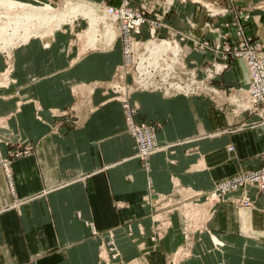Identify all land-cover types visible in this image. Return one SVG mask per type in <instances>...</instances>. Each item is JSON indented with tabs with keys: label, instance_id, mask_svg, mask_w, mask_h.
Wrapping results in <instances>:
<instances>
[{
	"label": "crops",
	"instance_id": "0c3cea01",
	"mask_svg": "<svg viewBox=\"0 0 264 264\" xmlns=\"http://www.w3.org/2000/svg\"><path fill=\"white\" fill-rule=\"evenodd\" d=\"M233 1L245 6L256 0ZM175 8L166 21L184 30V18L192 17L195 7ZM66 27L17 44L10 52L16 82L9 87L13 80L8 77L7 84L0 83V134L19 139L28 149L12 160L10 178L0 167V264H105L98 250L108 233L120 252L118 260L138 257L137 243L143 241L149 249L146 263L166 264L165 255L182 241L179 216H171V229L151 247L148 188L162 195L176 188L179 194L182 188L208 190L238 170L258 168L264 124H255L254 114L218 109L205 96L134 92L135 119L158 123V143L172 144L152 154L145 170L134 156L120 103L90 84L113 76L121 60L119 42L109 50L82 52ZM245 30L264 42V10H251ZM188 55L198 63L205 57L192 50ZM247 81L240 59L215 80L225 86H246ZM76 87L81 98L74 94ZM14 88L18 95H7ZM70 107L83 115L77 127L51 112ZM14 148L0 143L3 155ZM246 193L252 206L235 204L239 191L217 204L182 264H264V190L249 186Z\"/></svg>",
	"mask_w": 264,
	"mask_h": 264
},
{
	"label": "built area",
	"instance_id": "2783aa9c",
	"mask_svg": "<svg viewBox=\"0 0 264 264\" xmlns=\"http://www.w3.org/2000/svg\"><path fill=\"white\" fill-rule=\"evenodd\" d=\"M169 1V3H173L174 0ZM145 7L147 8L145 9ZM228 10L223 9V14H226ZM94 11L101 31L106 27L105 22H110L112 26L116 25L119 28L121 34L123 33L125 41L123 58L119 64L121 70L118 73L115 72L112 82L109 83L111 89L125 91L126 86H129L135 90L159 91L173 96L180 94L187 97L205 96L217 107L226 105L239 113L254 114L257 116L255 124H264V42L246 33L242 22H233L231 23L233 25L226 22L224 24L226 31L220 37L218 35L216 39L193 40L194 50L208 55L205 66L200 68V66H190L187 63L186 52L182 45L184 36L176 40H166L157 34L156 28L162 26L163 18L168 10L164 9L159 16L155 2L147 6L146 3L143 4L139 0L134 6L129 0H123L118 7L100 3ZM104 11H106L105 15ZM145 11H147V15H145ZM244 14L246 17L241 16L243 20L248 18V14ZM82 18L84 17L82 16ZM212 27V30L218 31V27ZM144 31H146L145 36H143ZM217 34L219 33L217 32ZM131 57L134 58L135 67L133 75L131 74V82L127 83L126 77L130 74L127 73V69L123 70V66L130 62ZM236 59L242 60L246 65L249 76L247 85L225 86L212 83ZM9 68H11L10 64L7 63L5 70L8 71L5 73L11 70ZM3 79L5 80V78ZM92 84L99 86L104 85L105 82L98 80ZM232 96L238 97L237 101L232 102ZM224 99L228 100L227 103L224 102ZM118 100L125 116L127 130L135 141L134 156L139 159L144 168H147L149 157L153 152L162 149V147L166 149L172 144L158 143L156 124L135 119L137 107L128 102L130 99L122 95ZM5 143L9 144L8 141ZM228 149L231 150L232 146H229ZM21 151L14 150L8 155H3L0 150V167L5 170L8 178H10L9 167L12 160L28 153L27 148ZM261 160L262 163L258 168L246 171L238 170L227 178L217 180L208 190H190L194 194L188 196L186 192L188 188H182L183 193L179 194L178 202L187 203L184 207H194L196 213H199L205 207V203L214 201V204H219L227 198L229 193L239 191L234 199L235 204L240 207L252 206L253 201L247 195L246 188L255 186L259 191L264 190V152L261 154ZM178 190L179 188H176V191ZM151 195L159 198L156 202H153L152 199L149 200L154 203L152 206L164 203L160 199L166 200L170 196ZM171 200L168 199L167 203ZM164 205L163 208L170 207ZM215 206L213 205L211 208L212 213L215 211ZM152 214V216L158 215L154 210ZM159 214L162 218H167L166 211Z\"/></svg>",
	"mask_w": 264,
	"mask_h": 264
},
{
	"label": "rangeland",
	"instance_id": "374dc122",
	"mask_svg": "<svg viewBox=\"0 0 264 264\" xmlns=\"http://www.w3.org/2000/svg\"><path fill=\"white\" fill-rule=\"evenodd\" d=\"M9 1H10L9 4L4 7L5 11H1L0 14L6 15V12L11 14L12 17L8 18V19L11 20L12 23H13V19H15V16H19V18H17L16 22L14 20L15 27L11 23V21H9L8 19L6 20V22L9 21V23L15 29H17V27H18L17 31L14 30L13 28H11L10 24H7L10 26V28H9V26L5 27V24L3 25L4 27L0 26L1 28H7L6 32L8 31L6 34H5V29H2L3 30L2 33H1L2 30L0 31V33H1L0 46L5 45L3 47L9 48L7 50L9 52L8 57H11L10 51L17 44H19L20 41L25 42L31 36H34V37H41L44 35L48 36L49 34L53 33L55 30L62 29L63 27L67 26V27H70L71 30L73 31L71 43L73 44L74 47L78 46L79 48H82V49H80V51H82V52L96 50V48H100L103 50L104 49L109 50V49H112L114 44H116L115 42L118 41L119 45H120V51H121V60H120L119 64L121 63L122 58H123L122 55H123V52L125 50V41H124L123 33L121 34V32L119 31V28L116 25L113 26L114 28H116V31H117V32L114 31L115 35H116V40L113 41L112 45L109 43H108V45H105L104 42L106 40L105 41L101 40L100 42H96V44L94 46L89 47L87 45L85 46V43H86L85 38L90 37L88 34L89 32L88 33L85 32L86 28L89 27V20L87 18L83 19L82 16H79L77 19H73V20L71 18H67V19L65 18L63 20L62 19L63 15H59L60 20L62 22L60 21L58 24L55 25V27L49 28L48 31H44L45 29H43V31L39 30L40 35L36 32V30L38 28L36 26L35 19L37 18L38 14L40 13L39 12L40 10L33 11V6L43 7V4L52 3V4L56 5L55 10H58V12H59L63 6L65 0H63V1L62 0H9ZM66 1H68V0H66ZM72 1H74V0H72ZM138 1L139 0H129V2L134 6L136 5V3ZM95 2H97V1H95ZM122 2H123V0H121V2L117 5H112L111 3H108L105 1H100V3H102L104 5L108 4L107 6H113V7H118ZM154 2H155L156 10L159 12V16H161L164 9L168 10V12L165 14V16L163 18L162 26L156 28L157 34L159 36H161L162 38H165L166 40H171V39L176 40V39H179V37H181L183 35L184 36V40H183L184 42L182 43V45H183L184 51L186 52L187 63L190 66H194V65L200 66V68L205 66L207 57H206V54L203 53V55L205 57H204L203 62H201V63H198L196 60L189 58L188 54H189V51H191V50L193 52L202 54V53L194 50L193 40H200V39H205V38L216 39L218 37V35L220 37V35H222L226 31V28L224 25V24H226V22H229L231 24L233 22L240 21V22H242L243 28L245 29L246 23L250 18L251 10H264V0H256L252 3H248L245 6L237 5L233 0H174L173 3H169L170 2L169 0H141V3H143V4L146 3L147 6H149L151 3H154ZM187 3L194 5L195 13L192 17L187 16L184 18L186 25H187L186 29L176 30L171 25H169L166 20L172 13L175 12V9H176L175 5L187 4ZM24 4H26V5H24ZM146 8L147 7H145V9ZM223 9L224 10L229 9V10H228V12H226V14H223ZM22 13H28V14H25L22 17ZM241 13H243V14L241 15ZM244 13L248 14V18L243 20V18L245 16ZM33 14H36V15H33ZM43 14H45V12H43ZM147 14H148L147 11H145V15H147ZM241 16H243V18ZM41 17H44V16H41ZM240 17H241V19H240ZM2 21H3V19L0 20V25H1ZM86 21H88V22H86ZM22 22H24L26 24L23 25ZM21 25H23V26H21ZM231 25H233V24H231ZM212 26H214V28L218 27L217 32L219 34H217L216 31L212 30V28H213ZM21 27H23V28H21ZM99 27H98V30L101 31V27L100 28ZM12 30L14 32V36H12V34H10L12 32ZM111 32H113V31H111ZM17 33H19L18 34L19 36L17 35ZM2 34H4V35H2ZM100 34H101V37H103V34L102 33H100ZM100 34H99V36H100ZM145 34H146V31H144L143 36H145ZM8 35L9 36L11 35V38H10L11 43L6 42L9 40ZM16 35H17V38H16ZM3 36H4V38H3ZM12 37L13 38L15 37V38L13 39ZM251 37H253V36H251ZM78 38H79V40H77ZM11 40L13 41V43ZM2 41H3V44H2ZM4 42H6V43L4 44ZM47 43L48 42H45L44 44L47 46ZM2 58H3V67H2V69H0V75H1L0 78L5 77V80L7 81L8 77H10L11 80H13V82L10 83L11 85H9V87H10V86L14 85L16 82V80H15V78L11 72L13 70V67L11 65V68H9V70L10 69L11 70L9 72L5 73L6 71H8L5 69L7 67V62L9 60H6V58H4V57H2ZM236 60H238V59H236ZM133 61H134V58L131 57L130 62L129 63L127 62V65L123 66V70L127 69V73L130 74L129 76L126 77L127 81L125 80L127 83L131 82V79H132L131 74L133 75V73H134L133 69L135 67V64ZM119 64L116 66L114 73H113V76L115 75V72L118 73L121 70L119 67ZM3 73H5V74H3ZM247 73H248V71H247ZM113 76L107 80H99L100 82L101 81L105 82L104 85L97 86L98 84H95V85L92 84V82L98 81V80H94L90 84H92L94 87H101L103 92L110 93V98L118 101L119 103H120V101L118 100L119 97H121L122 95L124 97L126 96L127 99H130L128 102L131 105L137 107V110H138V105L134 101L131 100V95L137 91H147V90H138V89L135 90L133 88H130L129 86H126V88L124 89L125 91H122V90L121 91H115L109 87V83L112 82ZM248 78H249V76H248ZM5 80L0 79V83H5L6 82ZM212 83H216V82L214 81ZM247 83H248V81H247ZM9 87H4V88L7 89ZM73 92H74V90H73ZM148 92H154V91H148ZM156 92H159V91H156ZM160 93L164 96H167V97L173 96V95H168V94L166 95L165 93L163 94V92H160ZM10 94L13 96L18 95L17 88H14L13 91L7 95H10ZM74 94L78 95V97H80V98H81V96H84L78 91L77 87L75 88ZM85 95L87 97L89 96V94H87V93H85ZM202 97H204V96H202ZM81 100H82V102L87 103L86 100H84V99H81ZM227 101H228L227 99H224V102L227 103ZM232 102H234V101H232ZM212 104L214 105V107L221 109L223 111L227 109L226 105H223L221 107H217V106H215V104L213 102H212ZM120 105H121V103H120ZM224 106H226V107H224ZM121 109H122V107H121ZM229 110L231 112H234L235 114H239V111H235V109L233 111L232 107L229 108ZM51 112H52L53 116H55L58 119L61 118L60 120L65 122L67 124V126H70V127H77L83 121V115L80 113H77L76 108H72V107L64 108V109L52 108ZM122 113H123V110H122ZM123 116H124V113H123ZM62 118H63V120H62ZM124 119H125V116H124ZM153 123L156 124L158 127V125H159L158 123H155V122H153ZM125 125H126V121H125ZM126 130H127V126H126ZM127 132H128V130H127ZM12 137L13 136H7V135H1L0 134V143L5 144L6 146L15 147L14 149H11V151L16 150V151L22 152L21 151L22 149L23 150L26 149V148H24L27 146L26 143H24V147H22V142H19L20 141L19 139L14 140V138H12ZM6 141H8L9 144L5 143ZM27 151H28V149H27ZM20 156H22V155H20ZM143 168H144V166H143ZM144 169L149 170V164H148L147 168H144ZM152 191L153 190L151 188H148L147 192L145 193V200H146L147 205L150 206V208L154 204L153 202L149 201L151 199L150 195L155 194ZM186 192H187L188 196H191L194 194L193 192L189 191V189ZM165 195L166 196L170 195V196L167 197L166 200L160 199V201L163 200L164 203L159 204L157 206L156 205L152 206L151 211L149 213L152 220H151V232L148 235V238H149V241L151 243V247L156 245L160 240H162L165 237L167 231H169L171 229V227H172L171 216L173 214L178 215L179 216V228H180V232H181V236H182V241L171 252H168L165 255V262H166V264H182L187 258H189L192 255V246H193L194 239H195V237H194L195 233L196 232L199 233V232L207 229V223L211 219V217L213 216L211 208L213 205L217 206V204H214V201L210 202V203L207 202L204 204L205 207L203 208V210H200L199 213H196V209L194 207H184V205H186L187 203L183 204V203H180V201L178 202L177 198L179 197V193L175 189L172 192H169ZM168 199H170V200L172 199V200L169 203H167ZM164 204H166L167 207H168V205L170 207L169 208H163L165 206ZM160 208H161V210H160ZM153 210L156 211V213L158 214L157 216H152ZM164 211H166L165 216L167 217L165 219L160 216L161 214H159L160 212H164ZM114 245L116 246L114 239H113V236L111 233L110 234L108 233L107 239L104 240L101 243V245L99 246L98 255H99L100 261L104 262L105 264H111L112 262H114V260L119 261V264H147L145 261V258L147 256V254L149 253V249L146 246L145 242L140 241L137 243V245L140 247V255L138 257L132 258L130 260H120V259L118 260L117 258L119 257L120 252L118 249L115 248Z\"/></svg>",
	"mask_w": 264,
	"mask_h": 264
},
{
	"label": "bare ground",
	"instance_id": "6f19581e",
	"mask_svg": "<svg viewBox=\"0 0 264 264\" xmlns=\"http://www.w3.org/2000/svg\"><path fill=\"white\" fill-rule=\"evenodd\" d=\"M63 1V0H62ZM9 0H0V13H1V11H5L4 10V7L6 6V5H8L9 4ZM24 5H26V4H24ZM99 5H100V1H97V2H95V1H92V0H74V1H70V0H68V1H64V4H63V6H62V8L60 9V11L58 12V10H55V4H52V3H46V4H43V7H39V6H33V11H38V10H40L39 12V14H38V16H37V18L35 19V21H36V26H37V30H36V32L40 35V31L42 30L43 31V29H45L44 31H48V29L49 28H52V27H55V25L56 24H58L61 20H60V16L59 15H63L62 16V19L64 20L65 18L67 19V18H71L72 20L73 19H77L78 17H79V15H81V16H83L84 18H87L88 20H89V27H87L86 28V30H85V32L86 33H88L89 34V36L90 37H87V38H85L86 39V43H85V46L87 45V46H94L95 44H96V42H100L101 40H106L104 43H105V45H108V43L109 44H111L112 45V43H113V41H115L116 40V35H115V32L114 31H116V28H114L113 26H112V24L110 23V22H105V24H106V27L103 29V31H100V30H98V27H99V24H98V18H97V16L96 15H94V10L96 9V7H99ZM108 5V4H107ZM43 12H45V14H43ZM105 12L106 11H104L103 13H104V15H105ZM4 13V12H3ZM25 14H28V13H22V17H23V15H25ZM31 15V14H30ZM33 15H36V14H33ZM41 16H44V17H41ZM12 17V15L11 14H9L8 12H6V15H4V14H0V20L1 19H3V21L1 22V25L0 26H3L4 24H5V27L7 26H9V25H7V24H10L9 23V21H11V20H9L8 18H11ZM21 17V18H22ZM17 18H19V16H15V19H13V23H12V21H11V23L14 25V20H15V22L17 21ZM81 18V17H80ZM83 18V19H84ZM9 20L8 22H6V20ZM19 21V20H18ZM6 22V23H5ZM62 22V21H61ZM86 22H88V21H86ZM19 24V23H18ZM22 24L23 25H25L26 23H24V22H22ZM11 25V24H10ZM20 25V24H19ZM23 25H21V26H23ZM59 26V25H58ZM4 27V26H3ZM14 27H15V25H14ZM14 27H12V25H11V28H13L14 30H16L17 31V29H18V27H17V29H15ZM1 28V27H0ZM9 28H10V26H9ZM21 28H23V27H21ZM58 28V27H57ZM100 28V27H99ZM2 29H5V34L8 32H6V30H7V28H1L0 29V31L2 30ZM40 30V31H39ZM15 31V32H16ZM106 31V32H105ZM111 31H113V32H111ZM3 32V30L1 31V33ZM102 33L103 34V37H101V34L100 33ZM117 32V31H116ZM1 33H0V36H1ZM80 33V32H79ZM100 34V36H99V34ZM10 34H12V36H14V32H13V30H12V32L10 33ZM19 33H17V35H18ZM2 35H4V34H2ZM17 35H16V38H17ZM26 35V34H25ZM9 36V35H8ZM19 36V35H18ZM79 36V35H78ZM77 36V37H78ZM99 36V37H98ZM183 36V35H182ZM45 37V36H44ZM3 38H4V36H3ZM10 38H11V35L8 37V41H6L5 39V41L6 42H8V43H11L10 42ZM13 38V37H12ZM15 38V37H14ZM13 38V39H14ZM123 38V37H122ZM0 39H1V37H0ZM3 40V41H4ZM77 40H79V38L77 39ZM3 41H2V44H3ZM12 41V40H11ZM6 42H4V44L6 43ZM18 42V41H17ZM21 42V41H20ZM12 43H13V41H12ZM15 45V44H14ZM110 45V46H111ZM3 46H5V45H3ZM3 46H0V52L1 53H3L4 54V57L6 58V60H9L7 63L8 64H10V67H11V57H8V54H9V52L7 51L9 48H5V47H3ZM10 46V45H9ZM12 47V46H11ZM86 48V47H85ZM97 49V48H96ZM173 51H174V49H173ZM11 52V51H10ZM11 54V53H10ZM7 68V67H6ZM1 76V75H0ZM6 81V80H5ZM6 82H8V81H6ZM1 83V84H7V83ZM164 94V93H163ZM169 95V94H168ZM180 95H182V94H180ZM182 96H185V95H182ZM185 97H187V96H185ZM233 101H237L236 99H238V97H236V96H232V98H231ZM244 103V102H243ZM135 142V141H134ZM164 147H162V149H163ZM162 149H158V150H156L155 152H158V151H160V150H162ZM155 152H153L152 154H154ZM151 154V155H152ZM150 155V156H151ZM149 159H150V157H149ZM214 240H215V242L216 243H219V241L217 240V239H215L214 238ZM220 244V243H219Z\"/></svg>",
	"mask_w": 264,
	"mask_h": 264
}]
</instances>
